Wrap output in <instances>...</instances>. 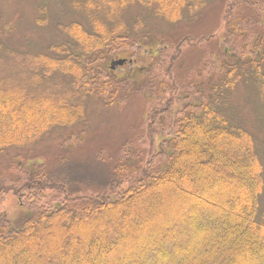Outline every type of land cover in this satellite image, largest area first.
<instances>
[{
	"label": "trees",
	"instance_id": "1",
	"mask_svg": "<svg viewBox=\"0 0 264 264\" xmlns=\"http://www.w3.org/2000/svg\"><path fill=\"white\" fill-rule=\"evenodd\" d=\"M73 1L86 25L58 23L60 42L24 53L0 41V68L11 67L0 77V154L13 151L12 168L24 177L21 184L0 172V200L12 191L22 212L12 220L0 213V264H264V145L228 102L239 83L264 100V34L253 40L264 16L237 14L242 5L264 8L229 0L222 24L233 48L216 57L212 80L178 97L171 70L187 39L160 66L164 40L123 14L137 5L175 24L195 20L204 0ZM128 51L133 58L118 78L111 62ZM165 77L170 82H157ZM135 89L165 102L151 109L149 125L163 116L164 150L153 156L163 160L159 169L148 171L151 155L135 164L132 155L112 162L99 153L82 161L63 149L52 168L29 155L54 130L84 126L88 100L115 107Z\"/></svg>",
	"mask_w": 264,
	"mask_h": 264
},
{
	"label": "rangeland",
	"instance_id": "2",
	"mask_svg": "<svg viewBox=\"0 0 264 264\" xmlns=\"http://www.w3.org/2000/svg\"><path fill=\"white\" fill-rule=\"evenodd\" d=\"M71 1L74 2L73 0H0V41L15 49H21L24 53L26 50L39 52L51 43L60 42L62 36L57 29L58 23L66 24L70 21H78V23L86 25L85 16L82 15L84 10L70 7ZM246 1L259 2L258 7L264 8V0ZM228 2L229 0H204V7L196 15L195 20L184 17L175 24L166 23L155 17L148 9L137 5H132L124 11L123 16L128 22L134 21L136 18L143 19L144 24L148 25L151 32L164 40L167 50L162 53L163 61L160 66L166 65L170 57L173 56L175 47L183 39H187L179 49L181 51L180 59L173 64L171 70V77L176 78L175 82L169 84L174 87L173 94L176 96L181 97L180 95L186 92V87L190 84L199 85L203 82L206 83L209 79L212 80V76H215L212 75L213 71L207 72L216 62V57L222 59V51L225 48H233V44L229 42H233L234 39L231 40L230 36L228 37L231 30L227 31L222 24ZM244 6L246 5L240 7L241 13L240 10H237V14L251 15L253 19L255 18L254 21H258L264 16L261 13L264 9L260 12L256 7H252L243 11ZM41 8L45 12L40 13L39 9ZM40 18L44 20L42 25H39L38 22ZM262 20V25L257 29L253 40L257 41L263 37V17ZM248 42V39L242 38L240 44L247 43V46H250ZM132 58V51H128L115 57L113 61L132 60ZM149 62L150 59L143 66L146 67ZM9 68H11L10 65L2 66L0 77L7 76L10 72ZM128 68V64L115 67L116 76L122 78ZM160 80L170 82L167 77L161 78L157 82H162ZM150 82L154 83L152 80H146L149 85H151ZM141 84L142 82L134 87H141ZM136 90L132 91L124 102L115 107H105L96 99L88 100L85 105L87 119L84 126L78 125L54 130L43 137L29 155L34 156V159L50 168L54 167L55 160L64 153L63 149L69 152L68 157L82 161L93 158L96 153H99L104 159L111 158L112 162L122 157L123 160L129 161L132 155V161L135 164L145 163L151 155L152 160L149 163L148 171L153 172L159 169L163 160L159 158L153 160V156L164 150V144H161L164 136H160L162 133L159 132V127L166 128L163 116L162 118L161 115L155 116L156 125H152L150 128L149 125L152 121L151 109H160L165 102L160 103L155 100L151 102L148 100L150 98L148 93L145 95L135 93ZM228 102L240 122L261 145H264V100L258 91L251 86L239 83L229 94ZM171 109L176 111L178 108L171 107ZM71 136L75 138L70 139ZM126 142L128 143L126 144ZM123 152H126L127 156H123ZM25 156L27 155L25 154ZM13 157L14 152L11 150L0 154V172L6 174L7 177L12 175V179L18 178L19 181L21 177L22 184L24 177L21 171L12 168L10 160ZM16 161L17 159L13 163ZM21 184H17L15 187L20 190L19 193L25 194ZM227 184L230 187L234 185V182ZM55 200L57 199L55 198ZM20 207L18 196L12 191H9L0 200V213L11 220L16 216V219L22 217ZM152 207L160 208V204L155 201ZM12 264L15 263L12 262Z\"/></svg>",
	"mask_w": 264,
	"mask_h": 264
},
{
	"label": "water",
	"instance_id": "3",
	"mask_svg": "<svg viewBox=\"0 0 264 264\" xmlns=\"http://www.w3.org/2000/svg\"><path fill=\"white\" fill-rule=\"evenodd\" d=\"M125 62H126L125 59L115 60V61H113V62L111 63V67H110V68H111V70H114L115 67H117V66H122Z\"/></svg>",
	"mask_w": 264,
	"mask_h": 264
}]
</instances>
